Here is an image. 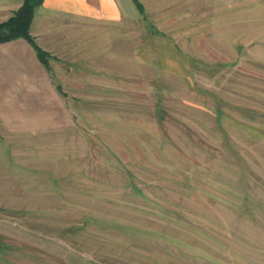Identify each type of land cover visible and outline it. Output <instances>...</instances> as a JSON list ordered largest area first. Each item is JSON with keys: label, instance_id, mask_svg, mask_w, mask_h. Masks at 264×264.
Instances as JSON below:
<instances>
[{"label": "rangeland", "instance_id": "obj_1", "mask_svg": "<svg viewBox=\"0 0 264 264\" xmlns=\"http://www.w3.org/2000/svg\"><path fill=\"white\" fill-rule=\"evenodd\" d=\"M131 1L0 98V264H264V0Z\"/></svg>", "mask_w": 264, "mask_h": 264}, {"label": "crops", "instance_id": "obj_2", "mask_svg": "<svg viewBox=\"0 0 264 264\" xmlns=\"http://www.w3.org/2000/svg\"><path fill=\"white\" fill-rule=\"evenodd\" d=\"M22 3L23 0H0V22L10 18ZM131 5V0H44L36 9L31 32L34 36L63 33L65 25L60 21L66 18H104L122 23ZM38 61L35 49L24 38L0 43V98L29 95L28 89L34 90L36 81L49 84L50 76Z\"/></svg>", "mask_w": 264, "mask_h": 264}, {"label": "trees", "instance_id": "obj_3", "mask_svg": "<svg viewBox=\"0 0 264 264\" xmlns=\"http://www.w3.org/2000/svg\"><path fill=\"white\" fill-rule=\"evenodd\" d=\"M43 2L44 0H23L20 8L10 18L0 22V43L24 38L33 46L40 61L47 66V53L37 44L31 34V25L36 9Z\"/></svg>", "mask_w": 264, "mask_h": 264}]
</instances>
